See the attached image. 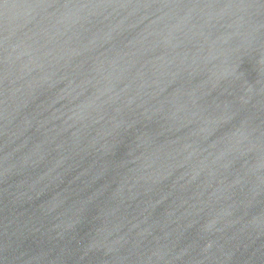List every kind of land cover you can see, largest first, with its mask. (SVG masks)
<instances>
[{
  "label": "water",
  "instance_id": "95a60500",
  "mask_svg": "<svg viewBox=\"0 0 264 264\" xmlns=\"http://www.w3.org/2000/svg\"><path fill=\"white\" fill-rule=\"evenodd\" d=\"M0 264H264V0H0Z\"/></svg>",
  "mask_w": 264,
  "mask_h": 264
}]
</instances>
